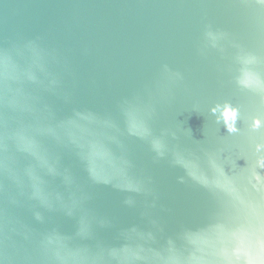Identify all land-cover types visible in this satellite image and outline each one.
<instances>
[{"label":"water","instance_id":"95a60500","mask_svg":"<svg viewBox=\"0 0 264 264\" xmlns=\"http://www.w3.org/2000/svg\"><path fill=\"white\" fill-rule=\"evenodd\" d=\"M261 157L260 0H0V264H264Z\"/></svg>","mask_w":264,"mask_h":264},{"label":"clouds","instance_id":"9594fccd","mask_svg":"<svg viewBox=\"0 0 264 264\" xmlns=\"http://www.w3.org/2000/svg\"><path fill=\"white\" fill-rule=\"evenodd\" d=\"M261 3H264V0H260ZM208 37L211 38L213 46H215V42L217 39L216 34L212 32L207 33ZM211 112L216 115V120L219 123L222 121L226 127V130L230 133H234L238 131V128L236 127V121L239 114V109L236 107H233L229 104L220 105L217 104L213 108H211ZM261 121L256 118L253 120L252 127L256 128L260 126ZM262 146L257 145V149L259 150ZM258 163L261 167H264V157H261L258 160Z\"/></svg>","mask_w":264,"mask_h":264}]
</instances>
